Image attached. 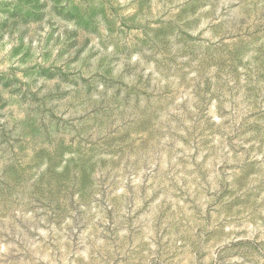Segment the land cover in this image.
<instances>
[{
  "label": "rangeland",
  "instance_id": "obj_1",
  "mask_svg": "<svg viewBox=\"0 0 264 264\" xmlns=\"http://www.w3.org/2000/svg\"><path fill=\"white\" fill-rule=\"evenodd\" d=\"M0 264H264V0H0Z\"/></svg>",
  "mask_w": 264,
  "mask_h": 264
}]
</instances>
